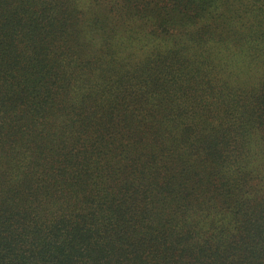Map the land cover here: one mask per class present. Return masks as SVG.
Instances as JSON below:
<instances>
[{
    "label": "trees",
    "instance_id": "trees-1",
    "mask_svg": "<svg viewBox=\"0 0 264 264\" xmlns=\"http://www.w3.org/2000/svg\"><path fill=\"white\" fill-rule=\"evenodd\" d=\"M0 264H264V0H0Z\"/></svg>",
    "mask_w": 264,
    "mask_h": 264
}]
</instances>
